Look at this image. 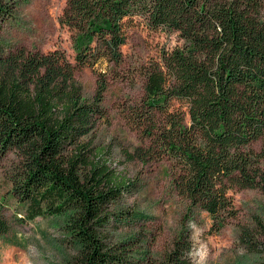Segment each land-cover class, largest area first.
Returning a JSON list of instances; mask_svg holds the SVG:
<instances>
[{
	"label": "trees",
	"instance_id": "trees-1",
	"mask_svg": "<svg viewBox=\"0 0 264 264\" xmlns=\"http://www.w3.org/2000/svg\"><path fill=\"white\" fill-rule=\"evenodd\" d=\"M13 16V3L0 0V27ZM58 22L71 32L72 60L61 48L0 54V161L14 152L9 193L24 221L64 217L77 246L66 264H130L135 251L129 240L111 242L104 226L108 207L137 182L84 142L105 117L107 73L98 71L91 98L74 77L102 61L119 65L135 22L176 32L182 44L144 65L143 96L127 117L149 143L126 156L168 160L175 191L214 232L236 215L233 190H264V146L254 148L264 137V0H66ZM9 231L0 216V236ZM191 248L180 233L164 264H191Z\"/></svg>",
	"mask_w": 264,
	"mask_h": 264
},
{
	"label": "rangeland",
	"instance_id": "rangeland-1",
	"mask_svg": "<svg viewBox=\"0 0 264 264\" xmlns=\"http://www.w3.org/2000/svg\"><path fill=\"white\" fill-rule=\"evenodd\" d=\"M9 1L14 5V16L0 27V54L19 46L43 52L61 48L73 59L71 32L58 22L66 0ZM181 44L176 32L153 30L143 22H135L127 27L119 65L102 61L74 73L86 98L95 91L98 71L107 73L105 117L84 137V142L100 150L99 157L107 159L108 165L137 182L133 191L108 207L110 215L104 233L111 242L129 240L136 244L130 264H164L165 253L182 232L190 237L191 264H199L202 257L204 264H264V247L249 248L242 240L245 233L252 241L264 242V190H233L236 215L223 229L214 232L207 214L191 207L175 191L168 160L142 163L124 153L149 143L127 117L129 105L143 96L144 65L162 49ZM262 146L264 137L254 148ZM15 161L14 152L0 161V216L10 228L7 235L0 236V264H66L77 246L68 242L62 230L64 217L24 221L23 204L9 193V174Z\"/></svg>",
	"mask_w": 264,
	"mask_h": 264
},
{
	"label": "clouds",
	"instance_id": "clouds-1",
	"mask_svg": "<svg viewBox=\"0 0 264 264\" xmlns=\"http://www.w3.org/2000/svg\"><path fill=\"white\" fill-rule=\"evenodd\" d=\"M199 264H204V258H201V261L199 262Z\"/></svg>",
	"mask_w": 264,
	"mask_h": 264
}]
</instances>
